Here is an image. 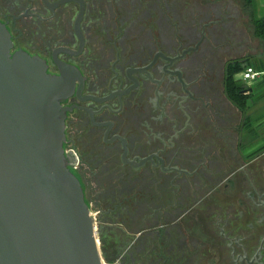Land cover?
<instances>
[{
  "label": "flooded vegetation",
  "instance_id": "flooded-vegetation-1",
  "mask_svg": "<svg viewBox=\"0 0 264 264\" xmlns=\"http://www.w3.org/2000/svg\"><path fill=\"white\" fill-rule=\"evenodd\" d=\"M223 3L0 0L12 52L71 73L64 147L82 185H108L133 264H264V142L227 95L244 54Z\"/></svg>",
  "mask_w": 264,
  "mask_h": 264
},
{
  "label": "water",
  "instance_id": "water-1",
  "mask_svg": "<svg viewBox=\"0 0 264 264\" xmlns=\"http://www.w3.org/2000/svg\"><path fill=\"white\" fill-rule=\"evenodd\" d=\"M12 48L0 20V264H108L64 147L71 73Z\"/></svg>",
  "mask_w": 264,
  "mask_h": 264
},
{
  "label": "rangeland",
  "instance_id": "rangeland-1",
  "mask_svg": "<svg viewBox=\"0 0 264 264\" xmlns=\"http://www.w3.org/2000/svg\"><path fill=\"white\" fill-rule=\"evenodd\" d=\"M262 4H264V0H256L259 17H264V7H262ZM224 5L230 15L228 21H232L233 23L236 22V25L239 28L238 30H241L240 38H242V42L238 43L239 48L237 49H240V53L244 54L241 58L247 59L242 63L244 64L247 62L248 64H254L255 61L264 59V42L254 36L251 19L247 13V9L243 7V2L241 0H226ZM241 49H243V51ZM241 73L242 72L239 71L235 74L239 85H241L242 89L245 91L253 89V91H251V96L245 95L247 100L246 107L241 108L243 109L244 114H247L248 118L253 120L256 126L259 125L255 131V136H251L248 139L254 143L258 142L259 145H261V143L264 142V77L260 83H244L243 80H240ZM84 186L91 204V209L95 213L98 237L100 239L101 246L103 248V242L109 257L114 260L112 264H133L136 259L142 260V252L132 254L131 252H127L129 249H125L126 247H123V238L118 235V230L115 226L116 224L115 222L113 223L116 219L115 215L106 214V211L110 208V205L108 206V204L111 201L107 198V194H105L108 185ZM100 209L105 212L99 213ZM117 212H121V210ZM123 212L125 213V210H123ZM140 228H142V221H139L138 223L136 222L135 225H133V229L135 231ZM130 237L132 238V236Z\"/></svg>",
  "mask_w": 264,
  "mask_h": 264
},
{
  "label": "trees",
  "instance_id": "trees-1",
  "mask_svg": "<svg viewBox=\"0 0 264 264\" xmlns=\"http://www.w3.org/2000/svg\"><path fill=\"white\" fill-rule=\"evenodd\" d=\"M243 2V7L247 9V13L250 16L252 27H253V34L255 37H257L259 40L264 42V17L258 16V8L256 5V0H241ZM245 58H236L232 63H230V73L231 76L229 77L228 84H227V95L228 97L233 100L236 104L241 106L242 108L246 107L247 100L245 96H240L239 94V83L233 78V75L235 73L243 72L247 67L254 66V64H248L244 62ZM259 71L264 70V61L256 67ZM103 245V255L105 260L108 262V264H112L114 262L113 258H110L108 253L106 252L105 245ZM141 260L137 261L136 263H139Z\"/></svg>",
  "mask_w": 264,
  "mask_h": 264
},
{
  "label": "built area",
  "instance_id": "built-area-1",
  "mask_svg": "<svg viewBox=\"0 0 264 264\" xmlns=\"http://www.w3.org/2000/svg\"><path fill=\"white\" fill-rule=\"evenodd\" d=\"M264 74L262 71H258L253 65L247 67L242 73L241 78L246 83L255 82L258 80L259 76Z\"/></svg>",
  "mask_w": 264,
  "mask_h": 264
},
{
  "label": "crops",
  "instance_id": "crops-1",
  "mask_svg": "<svg viewBox=\"0 0 264 264\" xmlns=\"http://www.w3.org/2000/svg\"><path fill=\"white\" fill-rule=\"evenodd\" d=\"M262 7H264V4H262ZM263 60L264 59H262V60H258V61H255L254 63H255V65H254V67L256 68L258 65H260L262 62H263ZM257 69V68H256ZM258 70V69H257ZM259 71V70H258ZM262 72H264V70L262 71ZM264 77V74H261L260 76H259V78H258V80L257 81H255L254 83H260V82H262L261 80H262V78ZM264 98V97H263Z\"/></svg>",
  "mask_w": 264,
  "mask_h": 264
}]
</instances>
